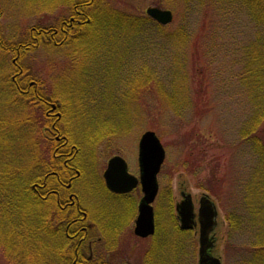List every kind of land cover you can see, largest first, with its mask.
Listing matches in <instances>:
<instances>
[{
	"label": "rangeland",
	"instance_id": "1",
	"mask_svg": "<svg viewBox=\"0 0 264 264\" xmlns=\"http://www.w3.org/2000/svg\"><path fill=\"white\" fill-rule=\"evenodd\" d=\"M102 3L118 12L138 17H148L146 12L151 7L170 10L174 20L163 26L151 19L164 27L162 33L158 32L161 35L154 31L142 34L144 39L138 37L136 47L138 44L140 47L136 55L130 58L132 69H129L130 65L129 68L123 66L112 80L111 70L105 69L108 62L105 68L102 67L106 63L103 59L110 58L109 55L102 58L106 54L103 48L75 50L69 43L56 47L53 43L46 45L44 42L21 57L15 53H0V77L6 74L11 80L16 65L24 67L40 93L60 106L63 117L58 122L59 128L71 136L72 143L82 147L84 163L81 168L85 169L86 176L74 183L73 190L78 193L84 208L93 212L98 206V198L88 191L90 184H85L88 172L95 170L101 178L108 160L120 155L130 163L131 171L137 173L141 136L146 131H154L166 151L158 175L159 195L154 207L157 208L160 234L165 233L168 239L165 246H169L165 249L169 264H199V224L187 231L191 234L183 236L181 233L171 240V234L175 231L172 225L176 224L181 230L175 208L183 200V193L192 196L196 215L201 197L207 195L215 203L218 226L211 235L215 239L213 256L219 258L222 264H243L240 257L246 256V248L258 236L256 227L248 222V219H253L252 205L249 203L257 199L250 192L255 185H260L264 191V182L252 179L255 164L252 149L247 144L239 145L240 131L255 115L261 114L264 118V89L256 90L253 77L247 70L250 64L247 55L258 37L254 25L251 28L252 21L246 19L245 15H241L239 20V15L232 14L231 10L229 15L220 17L211 11L209 0L204 5L198 0H103ZM238 7L235 4L233 10ZM70 9L71 5L66 0H0V41L7 46L28 42L33 29L55 28L62 20H69ZM86 30L84 27L82 32ZM124 31L128 35L129 29ZM179 33L185 34L180 35L178 42L172 43V35ZM111 35H115V41L118 38L125 40L120 30L112 31ZM100 42L109 43V38L103 35ZM124 43L121 47L120 43L112 46L117 48L120 56ZM110 47L111 43L108 50ZM93 51L100 52V55L93 57ZM173 59L181 61L187 77L186 80L183 78L185 90L190 95L187 111L176 110L167 99L173 84ZM197 60L204 72L201 71L202 74L196 79L193 65ZM141 65H145L149 71L156 70L160 77L166 79L163 88L157 85V79H148L145 83L139 76H133L138 74ZM0 89H3L2 85ZM257 91L263 94L258 95ZM3 94L1 92L0 95ZM1 96L0 118H4L6 123V119H21L24 110H19V104L15 108L9 107L10 104ZM173 102L177 103L178 99ZM45 109L42 106L40 110L43 115ZM25 116L28 121L32 119L30 131L35 134L36 140L33 141H37L35 151L38 157L33 168L36 167L39 172L41 159L54 147L49 144L53 142L48 135L56 120L47 118L41 123L40 120L35 122L36 114L26 113ZM13 121L9 124V132L0 138V146L5 151L9 148V152H13L11 133L16 138L21 137L24 142L21 149L24 144L27 148V134L16 120ZM261 124L264 125V119ZM253 126L254 122L251 130ZM17 131L19 133L16 135ZM19 152L25 155V151ZM31 191L36 195L33 187ZM104 196L100 195V199ZM135 197L137 204L140 195L136 193ZM101 202L104 203L102 199ZM103 208L112 212L115 207L109 205ZM123 209L126 210L125 207ZM235 215L241 218L247 216L248 219L241 227H234ZM132 216L122 233L119 247L111 246L103 250L98 245L104 244L95 242L99 234H91L95 242L93 253L101 257L105 255L102 257L103 263H143L144 257L140 251L150 241L141 242L132 236L137 212ZM10 224L16 225L13 222ZM3 225L0 223V264H64L62 259L51 257L49 252L54 249L52 253L55 255L56 249L63 248L64 253L71 245L75 247V243L70 242H67V247L61 246L56 238L51 237L48 228L44 230L46 225L36 240L16 247L11 245L12 230ZM100 235L108 242V237L106 239L102 232ZM3 236L4 240L1 238ZM18 248L24 251V255L17 251ZM1 249L6 252L5 256Z\"/></svg>",
	"mask_w": 264,
	"mask_h": 264
},
{
	"label": "trees",
	"instance_id": "2",
	"mask_svg": "<svg viewBox=\"0 0 264 264\" xmlns=\"http://www.w3.org/2000/svg\"><path fill=\"white\" fill-rule=\"evenodd\" d=\"M205 1L207 0H198V2L202 5H204ZM209 1L210 3L208 4L212 5L211 11H213L220 17L229 15L231 10L232 14L236 13L239 15V20L241 19V15H245L246 19L252 21L251 28L254 25L256 34L258 33V37L255 40V43H253V45L251 46L249 50L250 52L247 55L248 59L250 60L249 68H247V70L253 77V82L256 90L264 89V0ZM66 2H69L73 7L74 4L72 0H66ZM102 2L103 0H83L82 2L80 1L78 3L77 9L80 10V8H82V10H84V13L86 14V20H89L87 26L89 29L93 30L94 39H92L89 44L85 46L92 47L94 50L103 48V52H105L106 54L103 55L102 58L106 55L110 56V58L108 59H103V61L106 63H104L102 67L105 68L108 62V65L105 69L111 70L110 76L112 80L114 79V76L120 73L119 71L123 66H127L126 68H129L130 65L131 67L130 58L133 55H136L140 47L139 44L138 47H136L138 37H142V39H144V36L142 34L147 35L150 34V32L154 31L157 32L158 35H161L158 32L162 33L164 27L152 22V20L146 16H129L126 15V13L118 12L117 10L112 9ZM235 4H238L239 7L236 8V10H233ZM103 6H105L106 8H103ZM210 22L213 21L210 20ZM126 29H129L128 35H125L126 31L124 30ZM119 30L122 36L125 37V40L123 41L121 40V38H118V41H115V35H111L112 31ZM183 34L185 33L172 35L174 38L172 43L178 42V39H181L180 35L182 36ZM103 35L109 38V43L100 42ZM55 38L56 35L54 34V27L39 28L35 30L33 29L31 39L28 42L7 46L2 41H0V53L3 55L7 53H15L17 57H21L28 51H33L38 48L39 45L42 44V42H44L46 45H52L51 43L55 45ZM73 40L74 43H77L82 50L86 48L85 46H83V41L79 42V40H81V37L76 36ZM124 41L125 43L122 47V53L120 56L117 53V48L114 49V47H116L119 43L121 47V44ZM110 43L111 47L108 50ZM94 54L98 57L100 55V52L94 51ZM129 69H132V67ZM193 70L195 72L194 78L196 79L200 77V74H202L201 71L204 72V70L199 67L198 60L196 63H194ZM153 71L155 72L153 73ZM21 73L22 75H20ZM4 75L0 77V85L3 86V89H0V94L1 92L2 94L5 93L8 95V97L3 94L2 96L0 95L1 99H5L7 103L10 104L9 107L12 108H15L14 106H17V104H19V110L21 112L22 110H24V112L21 115V119H6L7 123L5 122L4 118H0V138L9 132V124L11 125L12 123H14L13 120H16L19 126L21 125L23 131H25V133L27 134L28 142H25L27 143V148L26 144H24L23 149H21V143L23 142L21 140V137L16 138V136L11 133L13 135L12 138L10 136V138L12 139L11 149L13 150V152H9V148H6L5 151V149L0 146V223L5 224L3 225L4 227L12 230L10 234L12 235L11 245L13 246L22 247L25 246L24 244H28V242H30L31 240H36V237H38L39 234L42 233L43 226L45 225L46 228L44 227V230H47L48 228L51 231V233L47 231L46 233H49L52 238H56L61 246H65L63 245L65 243V239L63 238L64 236L60 235L59 232V229L61 228V220L58 214V209H46V206L44 205L42 200L39 197H36L37 195H33L31 191L33 187L32 185L42 181L44 173L48 171L47 166L54 165L52 154V150L54 148L53 147L49 149V151L47 149L48 153H45V158L41 159L42 161L39 164V172L37 171L36 167L33 168L34 163L38 159L35 151L37 141H33L36 140L34 136L35 134L33 131H30L32 119L28 121V117L25 116V114H36L37 118L35 122L40 120L41 123H44L45 120L47 121V116L46 113L43 115L40 111L42 110V106L44 107V105L40 102H37L36 97L32 95L25 96L24 94L20 93L24 89V87L25 89H27L29 82L32 81L30 74L24 67L16 65L15 74H13L11 80H8L6 74ZM173 75V84L171 86V91L168 92L170 95H168L169 97L167 99L171 103L170 105L175 106L174 108H176V110L187 111L189 109V105L187 104V102L190 95L188 93V90H185L184 87L185 82H183V80H186L187 77L184 74L183 64L179 59H173ZM133 76L135 78H138L139 76V79L141 81H144L145 83L148 82V79H150V81L157 79V85L162 88L163 84H166V79L160 77L156 70L149 71L145 67V65L144 67H142L141 65V69L139 70L138 74L135 73L133 74ZM124 81L126 82V80ZM37 94L43 100H50L47 99L46 96L42 95L40 91H38ZM256 94L261 95L263 94V92L257 91ZM177 99L178 102L173 104V100L176 101ZM263 119L264 118L261 114L255 115L250 123L240 131L239 145L247 144L249 148L252 149L255 160L252 179H259L264 182V125L261 124L263 122ZM252 122H254V126L251 130ZM1 124L4 126H1ZM5 126L7 127L5 128ZM18 133L19 131L16 132V135ZM49 144L54 145V143L52 144L50 142ZM19 150H21V152L25 151L23 152V154L25 155H21ZM24 158L27 160V163L25 162ZM13 159H16L14 160L15 162L13 161ZM250 194L257 197L254 202L249 203L252 205L251 214L253 216V219L250 220L247 218V216L241 218L240 215L239 217L235 215L233 225L234 227H241L242 224H244V222H246L248 219L249 224L253 227H256L255 232H258L256 234L258 236L255 237L249 248H246L247 252L244 253L246 254V256H243L242 258L240 257L241 263L264 264V191L260 185H255ZM34 197L37 198V200ZM44 210L46 211L45 216L43 215ZM56 219L58 220V222H56ZM10 222L16 223L17 226L11 225ZM172 226V230L175 231H173V234H171L173 236L171 240H174V237L178 236L181 233L183 234V236L191 234L189 232L179 231V229L176 227V224H173ZM158 230L160 232V228ZM60 236L62 238H60ZM1 238L3 240L5 239L4 236ZM167 240L168 239H166L165 236H162V238L150 251H143L145 264L170 263L168 262V254L165 249L167 248V246H169H165V242ZM63 250V248H60L59 250L56 249L54 255L52 252L55 250L52 249L49 254L51 257L55 256V258L62 259L64 264H70V258L68 254L71 252L72 256L73 252L68 248L64 253ZM17 251L23 253L24 255V251L21 248H18ZM1 253L3 254V256H5L6 252L4 251V249H1ZM39 255L37 257V260L39 258Z\"/></svg>",
	"mask_w": 264,
	"mask_h": 264
},
{
	"label": "flooded vegetation",
	"instance_id": "3",
	"mask_svg": "<svg viewBox=\"0 0 264 264\" xmlns=\"http://www.w3.org/2000/svg\"><path fill=\"white\" fill-rule=\"evenodd\" d=\"M72 1L74 5L73 7L71 6L70 9L71 16L69 20H62L59 25L54 28V34L56 35L54 42L56 47H62L69 43L68 45H72L75 50H82L77 43H74L73 39L76 36L81 37L79 42L83 41V46L88 45L89 42L94 39L93 30L89 29L87 26L89 20H86L84 10H82V8H80V10L77 9L78 3L83 0ZM84 27H86L87 30L82 32ZM85 47H87V49H92L88 46ZM91 55L93 57L95 56L94 51ZM20 75H22V73ZM38 91L37 84L32 80L29 82L27 89L24 87L20 93L25 96L32 95L36 97L37 102H40L46 108L47 118L55 119L57 123L54 122L49 130L51 137L48 135L54 143V148L52 150L54 165L47 166L48 171L44 173L42 181L34 184L33 189L48 209H58L61 220L59 232L60 235L67 239L63 245L67 247V242L71 244L75 243V247L72 245L70 247V250L73 252L72 256L71 252L68 254L70 261L72 260V264H109L108 262L103 263L102 257H105V255L102 257L94 255V243L104 244L98 245L99 248L102 246L103 250L109 249L111 246L114 248L119 247L123 237L122 233L126 229L125 226L127 222L132 219V215L135 211L137 212V216L134 219L133 229L131 230L132 236L141 242L150 241L149 245L145 246L140 251V255L143 256L145 251H150L162 236H165V233L160 234L158 230L157 208L154 207V203L158 196L152 204L155 218V233L147 238L138 237L135 234V226L139 215V204L144 196L140 184V170L137 173H133L130 169V163H128L124 157L115 155L108 160L107 167L101 178L96 175L95 170L88 172L85 184H90L88 191L92 196L98 198V206L93 212L84 208L79 200L78 193H74L73 190L74 183L82 180L86 176L85 169L83 167L81 168V165L84 163V159L81 158L83 153L82 147H78V144L75 145L72 143L71 141L73 139L71 136L65 134L63 129L59 128L58 122L63 117L60 112V106L50 100L41 99L37 94ZM53 105L55 107H53ZM116 156L121 157L126 162L128 173L138 180L136 187L131 191L115 192L111 190L106 183L104 174L108 169L109 161ZM136 193L140 195L137 204L135 199ZM102 194L106 195L104 198L101 197L104 203H102L100 199V195ZM109 205L115 207L112 212H107V210L103 208ZM124 207L126 210L123 209ZM172 213L171 210V215H173ZM56 222H58L57 219ZM100 230L106 239L108 237V242L101 237ZM93 232H95L96 235L97 233L99 234L98 240H95V242L91 237V234H94ZM60 238L62 237L60 236ZM86 251L88 253H86ZM144 261L141 264H145Z\"/></svg>",
	"mask_w": 264,
	"mask_h": 264
},
{
	"label": "water",
	"instance_id": "4",
	"mask_svg": "<svg viewBox=\"0 0 264 264\" xmlns=\"http://www.w3.org/2000/svg\"><path fill=\"white\" fill-rule=\"evenodd\" d=\"M146 13L163 26L171 24L174 19L170 10L151 7ZM138 158L140 184L144 196L139 204L135 234L147 238L155 233L152 204L158 195V174L166 158L165 149L154 131H147L141 136ZM104 178L108 187L115 192L131 191L138 183V180L128 173L126 162L119 156L109 161ZM182 198L183 200L176 205L180 228L189 231L199 224V264H222L219 258L213 256L215 239L211 235L218 226V210L215 203L207 195L201 197L196 215L192 196L183 193Z\"/></svg>",
	"mask_w": 264,
	"mask_h": 264
}]
</instances>
